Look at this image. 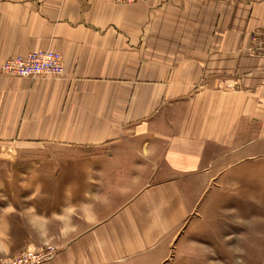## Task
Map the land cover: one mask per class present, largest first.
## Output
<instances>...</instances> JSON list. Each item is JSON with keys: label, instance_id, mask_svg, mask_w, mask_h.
<instances>
[{"label": "crops", "instance_id": "obj_1", "mask_svg": "<svg viewBox=\"0 0 264 264\" xmlns=\"http://www.w3.org/2000/svg\"><path fill=\"white\" fill-rule=\"evenodd\" d=\"M260 30L264 0H0V146L72 152L56 166L78 169L56 224L88 243L48 264H97L99 211L107 231L130 215L131 230L156 234L118 255L166 263L170 237L224 179L211 169L264 157V54L249 52ZM38 50L61 54L62 75L1 74Z\"/></svg>", "mask_w": 264, "mask_h": 264}, {"label": "rangeland", "instance_id": "obj_2", "mask_svg": "<svg viewBox=\"0 0 264 264\" xmlns=\"http://www.w3.org/2000/svg\"><path fill=\"white\" fill-rule=\"evenodd\" d=\"M72 154L0 146V264H48L70 247L82 250L88 243L77 238L65 242L56 224L73 210L63 199L72 184L62 181H72L78 169L56 166L63 155L71 158ZM51 161L54 166H46ZM210 174L224 179L209 184L203 199L170 237L172 246L163 264H264V157L246 165L211 169ZM100 212L92 225L97 264L142 261L141 255H118L117 246L154 241L156 234L131 230L139 221L130 215L124 219V232L107 231V220Z\"/></svg>", "mask_w": 264, "mask_h": 264}, {"label": "built area", "instance_id": "obj_3", "mask_svg": "<svg viewBox=\"0 0 264 264\" xmlns=\"http://www.w3.org/2000/svg\"><path fill=\"white\" fill-rule=\"evenodd\" d=\"M134 1L136 0H114L119 5L131 4ZM249 52L252 55L264 54V30L252 34ZM62 73V56L52 50H38L25 55H17L6 59L1 65V74L9 77L32 79L44 76L57 77Z\"/></svg>", "mask_w": 264, "mask_h": 264}]
</instances>
